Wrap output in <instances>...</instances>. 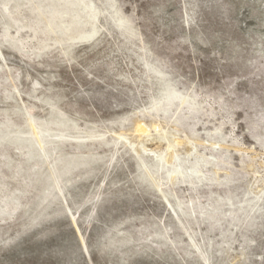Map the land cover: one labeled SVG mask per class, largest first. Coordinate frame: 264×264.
<instances>
[{
    "label": "rangeland",
    "instance_id": "374dc122",
    "mask_svg": "<svg viewBox=\"0 0 264 264\" xmlns=\"http://www.w3.org/2000/svg\"><path fill=\"white\" fill-rule=\"evenodd\" d=\"M93 3L94 36L43 45L30 1L0 0V131L53 134L30 161L0 144V264H264V0ZM166 86L195 118L150 110ZM172 150L207 179L169 181Z\"/></svg>",
    "mask_w": 264,
    "mask_h": 264
},
{
    "label": "bare ground",
    "instance_id": "6f19581e",
    "mask_svg": "<svg viewBox=\"0 0 264 264\" xmlns=\"http://www.w3.org/2000/svg\"><path fill=\"white\" fill-rule=\"evenodd\" d=\"M31 3L30 10L32 13H35L37 16L36 21L41 22L44 21V26L41 28L42 37L40 40V44L43 43L46 38L55 35L54 43H69V41L78 40L81 41V39H86L89 37L94 36V34L97 32L96 26L94 25V20L96 19V7L93 3V0H37L36 2H33L32 0H29ZM7 5V4H6ZM111 7H114L113 3H110ZM18 7V6H17ZM6 8V7H5ZM45 14V15H44ZM11 16V15H10ZM40 16H42L40 18ZM39 17V18H38ZM118 17V16H117ZM12 21L15 22V17L12 18ZM117 22V26H122V19L118 18L115 20ZM90 24L92 25V30L90 32H85L83 29H81L82 24ZM84 27V26H82ZM88 27V26H87ZM6 32L4 33V37H6ZM39 38V37H38ZM7 39V38H5ZM49 39V38H48ZM51 39V38H50ZM53 39V37H52ZM48 41V40H47ZM46 41V42H47ZM72 42V43H73ZM17 44V43H16ZM47 44V43H46ZM62 45V44H61ZM42 47V46H41ZM40 48V46H39ZM155 70L158 74L161 75V72L158 71V69H151ZM176 108V110L183 109L185 107L186 113L183 115L180 114L181 112L176 111L171 117L172 122L177 126L178 124L182 123L185 118H195L196 114L199 110L198 105L193 97L185 96L175 90L171 86H166L165 90L160 98H158L155 102L152 103L150 106V110L154 111L156 114H160L163 118H167L169 116V111L172 110V108ZM151 111V112H152ZM183 111V110H182ZM179 112V113H178ZM61 116V115H60ZM57 117V116H56ZM59 119V117H58ZM31 122L33 128L35 127L34 121L32 119H29ZM34 122V123H33ZM51 122V121H50ZM54 122V121H53ZM58 122L62 125L65 124V121L62 117L58 120ZM57 123V122H55ZM59 123H57L55 126H57ZM47 125V124H45ZM48 125L50 123L48 122ZM184 125V124H183ZM182 125V126H183ZM59 127V126H58ZM57 127V129H59ZM62 128V129H61ZM59 130H63L64 128L61 127ZM218 128V127H217ZM52 129H37L30 131V136L26 138H21L19 135L18 130H12L11 132L8 131H0V144H3L4 142H9L12 146L15 148H26L28 149L27 160L30 161L32 156H34V153H31L32 149L35 150L36 147H40L41 150H45V145L48 144L50 141H44L43 139H49L53 134H50ZM219 130L214 131L218 133ZM47 132V133H46ZM58 137H63L62 133L56 134ZM5 144V143H4ZM155 159L157 161L156 168L157 170L162 169L164 166H162V161L165 163H168L171 165L170 169H167L169 181L177 182L179 178H181V181L189 182V183H201L203 179H207L205 175L202 174V168L208 164H213V162L208 161L204 157H200L198 159H195L187 168L186 171L183 170L181 163H176L177 161V154L175 153V150H172L171 153H169L168 157H160L159 155H154ZM198 157V156H197ZM62 159V158H61ZM59 159V160H61ZM62 164L60 165V173L59 175H55V173L52 171V176L55 178H59L62 174L67 173L70 171L71 167L76 166L79 162L82 163V159L76 157V158H67L64 160H61ZM87 164V163H86ZM217 164V163H216ZM214 164V166H216ZM166 167H164L165 169ZM54 166L53 169L54 170ZM166 171V169H165ZM202 174V175H200ZM155 175L152 176L154 180V184H156L157 187H159L160 182L158 177H155ZM190 178L193 180L191 181ZM226 180L229 181L230 175L228 174L225 176ZM210 180V179H208ZM223 181V182H224ZM215 182V181H214ZM194 189V188H193ZM61 190V188H60ZM16 195L11 196L9 201H5L4 207H8L10 204H16ZM228 201H231V199L228 197ZM9 202V203H8ZM2 209L1 211H3ZM213 214V213H212ZM215 217V216H214ZM208 219V218H207ZM217 220V219H216ZM237 220V219H236ZM215 221V220H214Z\"/></svg>",
    "mask_w": 264,
    "mask_h": 264
}]
</instances>
